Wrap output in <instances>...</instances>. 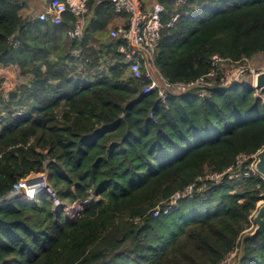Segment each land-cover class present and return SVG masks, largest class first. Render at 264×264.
Instances as JSON below:
<instances>
[{
	"label": "trees",
	"instance_id": "obj_1",
	"mask_svg": "<svg viewBox=\"0 0 264 264\" xmlns=\"http://www.w3.org/2000/svg\"><path fill=\"white\" fill-rule=\"evenodd\" d=\"M161 2L155 62L167 80L208 74L213 54L264 56V0ZM26 7L0 0V264H219L239 249L264 199L258 175L210 182L169 215L153 210L264 147L256 89L235 82L202 98L194 88L163 103L130 74L127 43L108 38L109 5L91 4L74 39L71 13L53 23ZM43 172L58 204L43 190L11 196ZM64 204L82 209L69 216ZM240 264H264L263 234L245 241Z\"/></svg>",
	"mask_w": 264,
	"mask_h": 264
},
{
	"label": "built area",
	"instance_id": "obj_2",
	"mask_svg": "<svg viewBox=\"0 0 264 264\" xmlns=\"http://www.w3.org/2000/svg\"><path fill=\"white\" fill-rule=\"evenodd\" d=\"M22 1L27 2L28 0ZM91 4L109 5L118 14H126L128 16L129 21L126 26L113 28L110 31V36L112 39H121L127 43L126 45L122 44L119 47V51L126 56V60L130 65V74L136 79H141L144 76L149 79V84L143 90L144 94L156 90L160 101L165 103L171 93L191 91L194 88L198 89L199 96L205 98L209 95L211 88H216L217 86L227 87L234 82H241L254 87L258 72L252 70L248 65L250 61L248 58L234 61L230 57H224L219 54L212 55L210 60L212 70L208 74L188 82L174 83L167 80L155 62V54L163 26L162 12L164 11V5L162 2L156 3L148 13L143 10L142 0H44L42 8L34 18L61 23L64 14L69 12L75 17V26L68 31V34L72 39L80 38L83 35V28L91 10ZM175 20L176 17L172 21ZM256 93L259 96L262 92L256 89ZM257 153L240 154L236 163L227 169L210 172L204 178H200L187 185L184 189L175 192L167 201L153 210V216L159 217L171 214L179 208L180 200L194 199L196 194L205 190L210 182L219 184L226 177L230 179L246 178L251 174L263 178L255 169V164L258 160ZM1 159L2 154L0 153V163ZM22 180V189L12 192L11 196L19 199L23 197L34 199V197L28 196V192L27 195H23L22 191L26 184ZM36 191L35 193L37 194L38 189ZM262 203H264V199L260 201L258 206ZM254 214L249 218L250 224L245 233L252 231L255 227ZM239 249L235 248L230 251L219 264H235L238 259Z\"/></svg>",
	"mask_w": 264,
	"mask_h": 264
},
{
	"label": "water",
	"instance_id": "obj_3",
	"mask_svg": "<svg viewBox=\"0 0 264 264\" xmlns=\"http://www.w3.org/2000/svg\"><path fill=\"white\" fill-rule=\"evenodd\" d=\"M235 83V82H234ZM254 87L258 89L260 92L264 93V70H261L257 73L255 82H254ZM258 160L255 164V169L256 171L263 176L264 178V147L260 149L257 153ZM29 184H34L39 182L40 183V189L44 188L46 189V181L43 176L37 177L32 180H28ZM48 184L49 189L47 190L48 192L51 193V195L55 198L56 203H59L58 198L56 197V193L53 191L51 186ZM43 189V190H44ZM254 222H255V227L252 231L246 232L244 236L242 237L241 240V246L239 249V254H238V259L235 264H240L243 257L245 256V241L248 238H254L257 235L263 234L264 235V203L259 206L258 211L254 214Z\"/></svg>",
	"mask_w": 264,
	"mask_h": 264
},
{
	"label": "rangeland",
	"instance_id": "obj_4",
	"mask_svg": "<svg viewBox=\"0 0 264 264\" xmlns=\"http://www.w3.org/2000/svg\"><path fill=\"white\" fill-rule=\"evenodd\" d=\"M147 1H149V0H147ZM27 2H28V4H27V7H26L27 9H25V12H31L34 16L40 11V9L42 8L41 6L44 4V0H28ZM120 21H121V19H120ZM110 31H111V29H110ZM109 36H108V38L110 39L111 36L110 37ZM249 60L250 61H249L248 65L252 68V70H255L256 72L264 70V56L262 54L255 55L253 58H251ZM259 96L264 101V93L263 94L260 93ZM41 176H43L45 178L46 189H44V188L40 189V187H39L40 183L39 182L34 183V184H29L28 183L29 182L28 180H32V179H35V178L41 177ZM22 181H25V184H26L25 187H24V190L22 191L23 193L28 192L27 189L28 188L32 189L33 187H39V188H37L38 189V193L40 191H42L43 189H44L43 191H47L49 189L48 184H47L48 183V173L47 172L32 173L28 177L24 178ZM23 195H27V193L23 194ZM36 195H34V198H35ZM23 198H20V199L21 200H31L28 197H23ZM95 198H96V194L93 192L92 195H91V199H95ZM62 207L68 213L69 216L77 215L79 213V211L82 209V206L80 204L73 205V206H68L67 204H64V205H62ZM203 214H204V211L196 213V215H198L199 217L201 215H203Z\"/></svg>",
	"mask_w": 264,
	"mask_h": 264
},
{
	"label": "crops",
	"instance_id": "obj_5",
	"mask_svg": "<svg viewBox=\"0 0 264 264\" xmlns=\"http://www.w3.org/2000/svg\"><path fill=\"white\" fill-rule=\"evenodd\" d=\"M161 2V0H149V1H147V0H142V6H143V10L145 11H147L148 13L152 10V8H153V6L156 4V3H160ZM26 4H28V2H25ZM94 6H96V5H94ZM42 7V6H41ZM116 13V15H115V18H114V20H113V25L111 26V30L113 29V28H117V27H119V26H126V24L128 23V17L126 18V17H124V16H122L121 14H119L118 15V13L117 12H115ZM120 19H121V21H120Z\"/></svg>",
	"mask_w": 264,
	"mask_h": 264
}]
</instances>
